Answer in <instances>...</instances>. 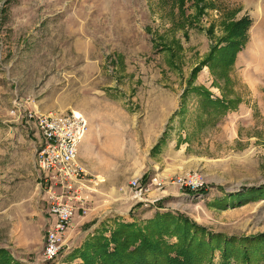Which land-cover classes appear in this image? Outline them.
Instances as JSON below:
<instances>
[{"label":"rangeland","instance_id":"1","mask_svg":"<svg viewBox=\"0 0 264 264\" xmlns=\"http://www.w3.org/2000/svg\"><path fill=\"white\" fill-rule=\"evenodd\" d=\"M245 16L247 38H236L244 44L232 57L222 50L228 25ZM15 97L119 125L124 141L109 142L117 156L108 153L98 180L136 222L171 212L227 237L264 234V0H0V248L27 264H81L82 245L42 258L40 134L24 109L10 112ZM194 171L199 191L173 183ZM91 183L81 188L88 210L105 189Z\"/></svg>","mask_w":264,"mask_h":264},{"label":"trees","instance_id":"2","mask_svg":"<svg viewBox=\"0 0 264 264\" xmlns=\"http://www.w3.org/2000/svg\"><path fill=\"white\" fill-rule=\"evenodd\" d=\"M250 24L248 16L229 24L225 36L229 42L222 50L233 51L234 57L247 38ZM243 35L242 42L236 40ZM197 69H193L191 79ZM165 134L152 151L165 143ZM107 227L102 223L100 230L77 250L81 264H264L263 233L249 238L227 237L208 232L180 214L158 211L143 224L114 220L113 225ZM107 230L108 236L105 235ZM0 264L27 263L0 248Z\"/></svg>","mask_w":264,"mask_h":264},{"label":"built area","instance_id":"3","mask_svg":"<svg viewBox=\"0 0 264 264\" xmlns=\"http://www.w3.org/2000/svg\"><path fill=\"white\" fill-rule=\"evenodd\" d=\"M11 107L10 112L14 114L24 109L23 114L19 112L24 123H33L40 134L36 166L51 218L43 234L42 258L52 261L63 249L65 233L75 214L80 211L85 215L88 210L81 195V188L88 178L78 160L79 143L88 131V121L79 112L46 114L26 108L20 98H15ZM173 183L190 192H197L204 186L202 176L195 171L182 173ZM130 185L138 196L144 193L136 178Z\"/></svg>","mask_w":264,"mask_h":264},{"label":"crops","instance_id":"4","mask_svg":"<svg viewBox=\"0 0 264 264\" xmlns=\"http://www.w3.org/2000/svg\"><path fill=\"white\" fill-rule=\"evenodd\" d=\"M85 117L88 121L89 127L87 133L79 143L78 160L85 169L86 175L91 177L88 178V181L92 182V186L105 188L104 190L106 191H100V201L97 200V194L94 193V195L90 196L91 203L86 216L81 215L80 211L75 214L71 226L65 233L62 252L66 254H71L70 252L77 249V246L82 245L89 236L94 235L99 230V227H101V223L108 222V220H104V217H111L113 221H136L132 217L130 218V216H133L134 213L133 209L130 210L131 205L128 206L127 212L125 213L118 210L116 206L112 204L111 201H114L116 197L118 198V196L121 197V193L116 190L114 186H110V184L105 183V179L103 177L100 181L98 180V175H103L104 170L108 169V166L110 165L108 153L111 152L113 156H117L116 154L118 152V148L114 144L115 142L124 141L123 131L118 124L113 125L112 123V125H106L105 121H97L92 116L87 115ZM155 133L158 134V130H156ZM111 140L116 141L114 142L113 147L110 148L109 142ZM94 190L97 191L98 189L94 188ZM165 191L166 190H164L163 193ZM110 193L113 194L112 198H109ZM113 197L115 198L113 199ZM145 211L147 210H144V212ZM127 216H129V218H127ZM152 216L148 217V219ZM48 218L50 222V216H48ZM92 221L98 222L99 226L96 224L88 225V223H91Z\"/></svg>","mask_w":264,"mask_h":264}]
</instances>
